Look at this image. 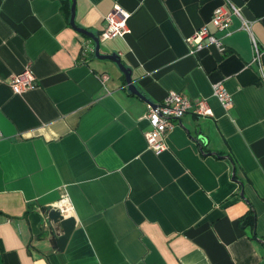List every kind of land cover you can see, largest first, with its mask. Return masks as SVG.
Wrapping results in <instances>:
<instances>
[{
  "label": "crops",
  "instance_id": "0c3cea01",
  "mask_svg": "<svg viewBox=\"0 0 264 264\" xmlns=\"http://www.w3.org/2000/svg\"><path fill=\"white\" fill-rule=\"evenodd\" d=\"M228 2L253 20L264 67V0H76V24L98 35L117 3L131 12V31L100 52L120 56L142 98L117 63L84 53L96 44L72 27V0H0V264H264V70L240 18L211 24ZM203 25L225 54L190 53ZM27 67L37 86L15 93ZM170 90L205 98L213 116L185 114L155 152L148 105ZM63 195L76 227L61 250L48 214Z\"/></svg>",
  "mask_w": 264,
  "mask_h": 264
},
{
  "label": "built area",
  "instance_id": "2783aa9c",
  "mask_svg": "<svg viewBox=\"0 0 264 264\" xmlns=\"http://www.w3.org/2000/svg\"><path fill=\"white\" fill-rule=\"evenodd\" d=\"M233 16H237L241 20V28L246 30L251 37L253 47L252 63L259 64L261 73L263 74L264 67L262 65V49L252 32L253 20L243 16L241 9L235 4L228 2L218 6L211 18V24L216 32H224L229 30L232 25ZM131 12L125 9L122 5L116 4L112 11L105 17V27L99 33V39L108 40L128 34L131 29L129 19ZM209 29L208 25L196 29L194 33L185 38L189 46L191 54H196L206 47L207 44L215 46L221 53L227 52V46L222 37ZM95 51V48L85 44L84 53ZM110 78L107 72L101 75L103 84ZM10 86L15 93H23L37 86L36 76L30 67H27L20 73L12 75ZM213 95L217 98L220 104L229 109L234 104V99L230 91L226 88L223 81H218L212 85ZM187 113H193L197 116H213V109L208 104L205 98L192 99L182 92L170 90L163 101L156 104L148 105L146 118L149 121L150 128L145 131V139L148 147L155 152H162L168 149L167 137L172 132L180 119ZM2 133L0 131V139ZM73 203L67 195H63L54 205L53 209L58 210L65 218L71 209Z\"/></svg>",
  "mask_w": 264,
  "mask_h": 264
},
{
  "label": "water",
  "instance_id": "95a60500",
  "mask_svg": "<svg viewBox=\"0 0 264 264\" xmlns=\"http://www.w3.org/2000/svg\"><path fill=\"white\" fill-rule=\"evenodd\" d=\"M72 1H73L72 10H71L72 14H71V19H70V23H71L72 27H74L80 33L87 35L88 37H90L95 42V44H96L95 53L99 59H109V60H112L115 63H117V65L119 66L121 71L126 76L128 89L132 93L144 98V95L138 90V88L136 87V85L133 82L131 69L124 65L120 56L117 53L106 54V55L101 54V52H100L101 45H100L99 35L91 32V31H89L83 27H79L76 24V21H75L76 0H72ZM233 177H235V170L233 171ZM240 184L242 185V182H240ZM241 194L244 196V190H242ZM48 218H49L50 222L58 223V226L60 227L61 231L63 232V234L61 236L57 237L56 243H57V246L61 250H64L67 246V243L69 241L71 234L73 233V231L76 227V220L74 217H69V218L64 219L63 215L58 210H55V209H51L49 211Z\"/></svg>",
  "mask_w": 264,
  "mask_h": 264
},
{
  "label": "trees",
  "instance_id": "16d2710c",
  "mask_svg": "<svg viewBox=\"0 0 264 264\" xmlns=\"http://www.w3.org/2000/svg\"><path fill=\"white\" fill-rule=\"evenodd\" d=\"M246 221L248 222L249 225H254L256 222V218L253 215H249L247 216Z\"/></svg>",
  "mask_w": 264,
  "mask_h": 264
},
{
  "label": "rangeland",
  "instance_id": "374dc122",
  "mask_svg": "<svg viewBox=\"0 0 264 264\" xmlns=\"http://www.w3.org/2000/svg\"><path fill=\"white\" fill-rule=\"evenodd\" d=\"M101 44H102V45H101V46H102L101 49H103V46H104L105 43L103 42V43H101Z\"/></svg>",
  "mask_w": 264,
  "mask_h": 264
}]
</instances>
